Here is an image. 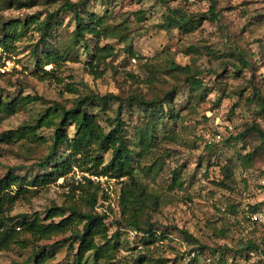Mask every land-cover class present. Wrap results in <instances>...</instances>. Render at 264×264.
Masks as SVG:
<instances>
[{
  "label": "rangeland",
  "instance_id": "obj_1",
  "mask_svg": "<svg viewBox=\"0 0 264 264\" xmlns=\"http://www.w3.org/2000/svg\"><path fill=\"white\" fill-rule=\"evenodd\" d=\"M210 4L209 0H89L86 8L104 15L106 37L101 38L100 45L112 46L116 55L98 66L89 65L88 55L80 46L71 57L58 63L53 72L41 75H38L41 71L31 55V48L39 36L36 25L30 24L26 29L19 27L21 34L9 41L10 50L0 46V65L5 60L12 64L0 76V100L20 95L37 99L25 109L5 115L0 132L32 122L54 102L70 106L77 96L69 90L70 86H75L83 95L112 92L126 98L137 93L150 98L162 97L177 85L173 103L180 115L175 121L164 116V123L157 124L156 131L161 140L148 156L141 159L142 164H149L161 156L159 173L154 177L142 175L150 188L159 194L158 212L153 216L159 224L175 225L188 231L199 244L209 248L227 246L235 250L244 247L247 240L255 241L260 248L237 255L235 264H264V147L258 135L248 134L240 140L233 136L250 124H258L264 129V113L256 108L252 96L254 87L264 95V0H214L219 21L201 18L196 28L187 31L160 27L168 9L199 15L207 12ZM55 5L54 0H38L37 5L30 8L3 4L1 14L6 19H23L39 12L43 17L45 11ZM59 22L58 35L68 37L73 29L69 13L61 12ZM127 46L134 52V57ZM235 50L246 55L250 68L233 69L234 64L239 65L231 54ZM172 61L188 65L191 71L199 73L197 77L202 86L196 94L190 93L181 74L167 72ZM52 66L46 64L43 68L50 70ZM90 68L96 71L93 73ZM211 68L219 74L211 73ZM99 71H102L100 75ZM117 106L113 102L107 114H114ZM92 111L97 112V109ZM72 130V126L67 127L69 136H72ZM219 130L224 132L225 139L208 147L204 134ZM38 133L47 141L21 139L12 144L0 143V177L11 167L16 174L32 180L49 172L54 162L63 161L60 154L64 148L54 155L47 167L37 164L50 148L51 128L43 126ZM104 158L108 160L109 153L104 154ZM224 164L233 166V190L223 189L218 184L223 178L221 167ZM174 168L179 169L184 183L169 188L170 173ZM80 175L78 171L74 176L68 173L65 176L67 182L60 176L39 188L36 194L20 196L9 214H38L44 218L48 207L68 205L72 198L86 209V192L78 183ZM120 180L122 178L112 183L117 197ZM231 205L236 209L232 210ZM254 205L257 209L251 211ZM252 213L262 216L257 220L262 225L257 226L256 231L251 230L254 225L250 219ZM19 232V241L6 249L0 248V264H23L37 245H45L48 249L49 264L70 263L66 245H52L63 235L35 241L29 234ZM140 235L129 229L121 235L123 242L128 240V245L139 244V251L122 247L117 264H131L140 252L146 251L150 261L145 264H186L198 252L196 243L190 244L170 228H167L166 238L149 244L150 250L139 243ZM230 252L224 259H219L206 250L198 258L201 264H228L232 259ZM85 263L99 264L91 253Z\"/></svg>",
  "mask_w": 264,
  "mask_h": 264
},
{
  "label": "trees",
  "instance_id": "obj_2",
  "mask_svg": "<svg viewBox=\"0 0 264 264\" xmlns=\"http://www.w3.org/2000/svg\"><path fill=\"white\" fill-rule=\"evenodd\" d=\"M88 1L54 0L56 5L52 9L48 8L43 17H41L42 13L38 12L27 15L23 19L19 17L6 19L1 14L3 4H6V7L15 5L30 8L37 5L38 0H0V46L10 50L8 43L21 34L19 27L26 29L30 24H35L39 36L31 48V55L35 66L41 71L38 75L53 72L58 63L71 57L80 46L88 55L87 63L98 66L108 57L115 56L116 51L108 44L100 45L101 38L106 37L104 15L88 10L86 8ZM161 1L165 2V0ZM209 1L211 4L207 12L199 15H187L180 10L168 9V12L163 15L160 27L165 30L176 28L187 31L196 28L201 18L219 21V14L213 4L214 0ZM63 11L69 13L70 20L73 22V29L68 37L59 36L56 29L60 23V13ZM118 38H120L119 34ZM126 49L130 55H134L128 46ZM231 54L239 62V65H233L235 71L251 67L249 59L241 50H235ZM46 64L53 66L50 70H45L43 66ZM90 69L93 73L96 71L93 68ZM166 69L168 73L181 74L182 82L186 83L191 94H196L201 88V81L197 77L199 73L191 71L188 65L182 66L172 61ZM209 71L219 74L212 68ZM101 73L102 71H99V75ZM69 90L77 94L71 100L70 106L54 102L32 122L23 123L16 129L0 132V143L12 144L21 139L45 142L47 138L39 134L38 129L43 126L51 128L50 148L45 158L37 162L43 168L47 167L54 155L64 148L60 154L63 161L54 162L49 172L39 174L32 180L16 174L11 167L0 177L1 249H6L12 243L19 241L20 230L21 233L29 234L35 241L63 235L52 245H66L67 253L71 258L69 264H86L89 253L99 264H117V255L122 247L126 246L139 251L137 247L139 244L130 246L127 239L123 242L121 235L126 230L141 233L139 243L144 244L147 247L146 250H150L149 244L167 237V228L177 231L190 244L198 245V249L196 248L198 252L186 264H201L198 257L206 250L212 253L213 258L219 257V259H224L226 253L231 251L232 259L228 264H235L237 255L260 248L259 244L252 240H247L244 247L235 250L227 246L209 248L199 244L198 240L188 231L175 225L159 224L154 218L153 215L158 212L160 204L159 194L150 188V184L145 179L143 180L142 175L152 174V177L157 175L161 170V162L158 163L161 156L149 164H142L141 159L148 156L161 140L156 131L157 124L164 123V116L169 118L168 120L175 121L180 115V110H177L173 103V98L177 94V85L167 90L162 97L150 98L137 93L130 94L126 98L112 92L104 95L93 92L83 95L75 86H70ZM252 96L256 108L264 113V95L257 87H254ZM36 99L35 96L20 95L6 101L0 100V123L5 115L25 109L27 104ZM113 102L118 105L117 110L109 115L107 109ZM94 108L97 112L92 111ZM68 126L73 128L72 136L67 133ZM219 131L222 134L219 141L221 142L225 139V134ZM248 134L258 135L264 147V129L258 124L246 125L242 131L233 136L236 140H240ZM229 139L231 137L227 140ZM219 142L207 143V145L211 147ZM107 153H109V158L105 160L104 154ZM76 171L81 173L78 183L86 192L84 198L86 209L82 208L75 198H72L68 205L48 207L44 218L38 214L14 216L9 214L20 196L25 197L27 193L36 194L39 188L55 181L60 176L64 177L67 182L65 176L68 173L74 176ZM85 172L88 175L83 174ZM221 173L223 178L218 181V184L223 189L233 190L231 186L234 182L233 166L224 164L221 167ZM89 175L104 176L108 179L122 178L118 182V199L114 206L110 203L109 194ZM170 176L169 188L183 186L184 181L178 168L172 169ZM71 183L74 185L73 182ZM231 209L235 210L236 206L231 205ZM256 209L255 205L251 206V211ZM55 217L58 219L56 220ZM260 225H262L260 221H254L251 230H258L257 226ZM111 227L114 229L111 230ZM216 253L219 256H215ZM147 254L148 251L140 252L131 264H145L150 261ZM48 258L49 252L46 246L37 245L23 264H49Z\"/></svg>",
  "mask_w": 264,
  "mask_h": 264
},
{
  "label": "built area",
  "instance_id": "obj_3",
  "mask_svg": "<svg viewBox=\"0 0 264 264\" xmlns=\"http://www.w3.org/2000/svg\"><path fill=\"white\" fill-rule=\"evenodd\" d=\"M193 1V0H191ZM11 62L9 60H5V63L0 65V74H3L8 70V65L11 66ZM205 141L208 144H211L212 142H219L222 138V134L219 131L212 132V133H206L204 134ZM88 175V174H86ZM89 177L94 180L95 182L99 183L100 187H102L111 197H110V203L112 206H114L115 201L118 199L117 195L114 192L113 184L115 179H108L104 176H98V175H89ZM257 213H252L250 215L251 221H256L258 219H261ZM262 221L264 222V216L262 218Z\"/></svg>",
  "mask_w": 264,
  "mask_h": 264
}]
</instances>
